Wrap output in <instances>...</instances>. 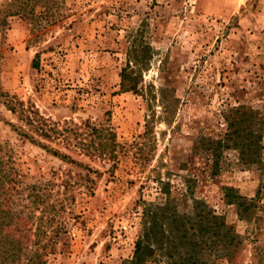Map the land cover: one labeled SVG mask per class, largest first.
Listing matches in <instances>:
<instances>
[{
	"label": "rangeland",
	"instance_id": "rangeland-1",
	"mask_svg": "<svg viewBox=\"0 0 264 264\" xmlns=\"http://www.w3.org/2000/svg\"><path fill=\"white\" fill-rule=\"evenodd\" d=\"M47 6V20L12 15L0 22L1 153L21 175L74 182L67 228L45 264H127L151 225L147 210L156 211L165 243L144 264H170L176 231L170 214L161 215L168 201L192 217L188 234L197 244L183 249L190 264H264V0ZM22 110L71 128L70 147L32 132ZM229 120L241 130L237 144L221 143ZM92 126L114 135L111 160L88 156L99 141ZM24 183L14 185L25 200L14 195L16 203H27ZM205 223L213 229L200 231ZM227 230L234 240L224 245Z\"/></svg>",
	"mask_w": 264,
	"mask_h": 264
},
{
	"label": "trees",
	"instance_id": "trees-1",
	"mask_svg": "<svg viewBox=\"0 0 264 264\" xmlns=\"http://www.w3.org/2000/svg\"><path fill=\"white\" fill-rule=\"evenodd\" d=\"M5 1L4 9L2 13H0V22H6V18L12 15L28 16L30 20L38 22V19L47 20L48 17L53 14L47 6L49 0ZM39 4L40 6L45 4L43 5V9L35 10V6ZM55 21H57V19L53 18L48 22L54 23ZM124 76L125 73L122 74V78ZM128 84L129 83L124 82L122 87L125 88V85L127 86ZM20 117H22L23 120L25 119L26 124L30 126V130L37 135L56 142L58 145L70 147L69 144L71 143L68 133L69 131L71 133V128L58 127L57 123L46 120L44 117L39 116L38 113L30 110H22L20 112ZM237 124L235 120H229L221 143L232 141L237 144V142H239L238 140L242 139L243 136H241V130L237 129ZM11 126L21 137L39 145L59 159L67 163L77 164L83 168H87L88 171L91 170L90 167H86V165L75 161L70 155L38 141L20 127L16 128V126L12 124ZM89 128L90 131L97 133L99 141L95 146H92L93 152L95 153H89L88 156L99 157L104 161L111 160V158L115 157V139L112 132L104 128H96L95 126ZM241 145L242 147L244 146L243 144ZM72 146H74V144H72ZM1 150L2 145H0V264H45V256L54 250L52 246L61 239V235L67 228V222L65 221L66 201L72 194L71 191L74 182L67 179L70 175H67V177H56V179L59 180V184L56 183L57 180H54V177L47 179L46 177H39V175H21L14 168L12 159L9 156H5L4 153H1ZM26 178L33 179V181L25 184L22 180ZM18 183H24L28 188V193L26 194L27 203L25 204L16 203L17 200L13 199V196L16 195L18 200L25 201L22 195H20L22 193L18 192L16 189L14 193L12 192L14 185ZM54 184L59 187L56 193L50 191V188ZM89 190L90 189L87 188V191ZM164 191L167 190L165 189ZM11 204L22 205L25 210H14ZM161 209L162 217L170 214L168 218L176 231V234L169 239L172 241L171 248L169 249L170 264H179L181 261L190 264V259H192V257L185 258L184 255H186L187 252L183 249L193 247L197 244L194 240V235L188 234V224H191L192 217L183 213H178L177 206L170 201L166 202ZM145 217L150 218L152 221L150 222L151 225L145 229L143 235L135 241L133 255L131 259L127 261V264H144L146 258L153 254L154 249L164 247L165 242L162 236L164 233H160L161 238H159V233L156 230L157 226L160 224L156 211L147 210L145 212ZM203 217L204 216L201 218L203 219ZM30 220H32V222ZM29 221L32 224L35 222L34 228L29 224L27 225ZM47 227L50 229H46ZM212 229L211 226L208 227L205 223V228H200V231ZM228 231L229 230L221 233L219 240L221 244L225 245V242L228 240V242H232L233 237L229 239ZM153 244L157 248H154ZM48 247H51L49 251L47 250ZM181 250L182 253L180 252ZM175 253L178 256V260L173 258Z\"/></svg>",
	"mask_w": 264,
	"mask_h": 264
}]
</instances>
